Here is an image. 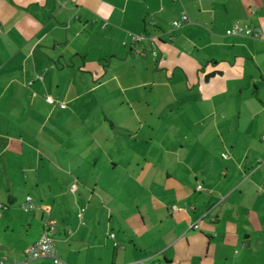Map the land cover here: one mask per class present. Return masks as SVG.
<instances>
[{"label": "crops", "instance_id": "obj_1", "mask_svg": "<svg viewBox=\"0 0 264 264\" xmlns=\"http://www.w3.org/2000/svg\"><path fill=\"white\" fill-rule=\"evenodd\" d=\"M236 21L264 33V0H0V258L53 264L24 254L48 213L66 264H264V40Z\"/></svg>", "mask_w": 264, "mask_h": 264}, {"label": "built area", "instance_id": "obj_2", "mask_svg": "<svg viewBox=\"0 0 264 264\" xmlns=\"http://www.w3.org/2000/svg\"><path fill=\"white\" fill-rule=\"evenodd\" d=\"M189 22L188 17L185 13L181 15V17L177 20H174L171 23V27L173 29H179L183 27L185 24ZM227 36H241L252 38L256 40H264V33L259 28H253L248 24L243 23L242 21H236L232 27L226 31ZM144 39V37H133L134 41H139ZM155 56V53L152 54ZM47 103L53 104L54 100L46 96L45 97ZM61 108L64 107V104L60 103L59 105ZM224 159L227 158L226 154H222ZM200 188V187H199ZM76 186L72 185L70 190L73 192L75 191ZM35 204L30 196L25 198V202L22 204V209L25 212L30 211L34 208ZM181 208L177 206H172L171 211L176 212L180 211ZM194 229L198 228V225H193ZM55 234H56V227L55 222L48 217V213L46 218L42 221L41 233L38 239L29 247L24 250L25 258L27 260H39V259H51L53 264H66L64 261L60 260L57 257L56 248H55ZM111 239H114V235H109ZM116 246V244H115ZM0 264H14L13 262L9 261L5 257L0 258Z\"/></svg>", "mask_w": 264, "mask_h": 264}, {"label": "water", "instance_id": "obj_3", "mask_svg": "<svg viewBox=\"0 0 264 264\" xmlns=\"http://www.w3.org/2000/svg\"><path fill=\"white\" fill-rule=\"evenodd\" d=\"M215 73H213L212 75H214Z\"/></svg>", "mask_w": 264, "mask_h": 264}, {"label": "rangeland", "instance_id": "obj_4", "mask_svg": "<svg viewBox=\"0 0 264 264\" xmlns=\"http://www.w3.org/2000/svg\"><path fill=\"white\" fill-rule=\"evenodd\" d=\"M155 55H156V53H155Z\"/></svg>", "mask_w": 264, "mask_h": 264}]
</instances>
